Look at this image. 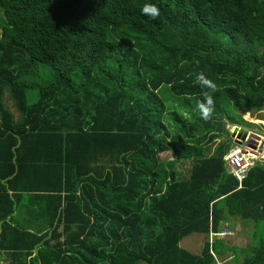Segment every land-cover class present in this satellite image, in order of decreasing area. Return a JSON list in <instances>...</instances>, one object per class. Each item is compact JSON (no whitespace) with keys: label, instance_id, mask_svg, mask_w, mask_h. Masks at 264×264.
I'll return each instance as SVG.
<instances>
[{"label":"trees","instance_id":"16d2710c","mask_svg":"<svg viewBox=\"0 0 264 264\" xmlns=\"http://www.w3.org/2000/svg\"><path fill=\"white\" fill-rule=\"evenodd\" d=\"M197 72L218 89L208 119ZM162 85L190 115L174 134ZM223 96L264 110V0H0L4 264H264V238L209 240L228 215L264 222V161L241 182L224 166ZM194 232L199 253L180 245Z\"/></svg>","mask_w":264,"mask_h":264},{"label":"rangeland","instance_id":"374dc122","mask_svg":"<svg viewBox=\"0 0 264 264\" xmlns=\"http://www.w3.org/2000/svg\"><path fill=\"white\" fill-rule=\"evenodd\" d=\"M158 94L165 102L168 109L172 112L171 115H167L165 117V122L168 125L169 132L171 134L179 132V129L182 125L180 117L184 116L185 119H187L188 117H190V115H188L184 111L182 106L178 104L179 99H177V97L170 92L169 88L166 85H162L158 89ZM221 101L225 112L233 118V122L225 119L227 127L230 128L229 135L237 131L248 132V136L257 139L258 144L263 143L264 124L261 123L262 120L253 118L250 115L254 117H260L264 121V110L261 113H252L253 111H249V114L246 113L243 117L242 113L244 111V108L242 106L236 108L225 96L222 97ZM247 121L253 123L255 122V124L248 123ZM226 138L227 135L225 133H222L221 139L224 140ZM254 139H252V141H254ZM232 144H234V142H232ZM160 157L163 160H168L170 158L174 159L175 155L172 151H166L160 154ZM174 161L175 169H177L178 173H180L179 175L186 176L188 174L190 162L177 161V159H174ZM221 225L222 227L227 225L234 231L233 235L223 237V240L225 242L232 245L243 247L245 245L254 244L260 238H264V222H261L256 226L253 220L228 215L227 218L221 222ZM203 242L204 235L194 232L184 236L180 240V245L192 253H199L202 248ZM242 258L243 253L235 254L233 252H228L224 256L219 258V264H240Z\"/></svg>","mask_w":264,"mask_h":264},{"label":"built area","instance_id":"2783aa9c","mask_svg":"<svg viewBox=\"0 0 264 264\" xmlns=\"http://www.w3.org/2000/svg\"><path fill=\"white\" fill-rule=\"evenodd\" d=\"M264 124V121H261ZM239 131L234 134H238ZM251 136H246L244 142H248L251 146L244 144H234L223 157L224 166L228 173L232 174L238 182H241L247 175L248 170L257 163L264 161V141L258 144L257 139L251 141ZM234 231L228 226L222 227L219 231H210L209 240L210 242L214 238H223L225 236H231ZM219 264V262H218Z\"/></svg>","mask_w":264,"mask_h":264},{"label":"clouds","instance_id":"9594fccd","mask_svg":"<svg viewBox=\"0 0 264 264\" xmlns=\"http://www.w3.org/2000/svg\"><path fill=\"white\" fill-rule=\"evenodd\" d=\"M141 12L143 15L151 19H156L160 16V9L153 3H145L141 8ZM194 83L201 88L208 90L203 93L204 99L197 103V108L201 114V118L208 119L214 111L215 104L211 93L218 90L217 85L210 78H208L204 72L195 73Z\"/></svg>","mask_w":264,"mask_h":264},{"label":"crops","instance_id":"0c3cea01","mask_svg":"<svg viewBox=\"0 0 264 264\" xmlns=\"http://www.w3.org/2000/svg\"><path fill=\"white\" fill-rule=\"evenodd\" d=\"M4 97H5V100H6V104H7L8 107H9V110L13 113L15 119L18 120L19 117H20L19 112L16 110L15 106L13 105L12 100L8 97V93H7V92L4 93ZM247 113H248V112H247ZM248 114H249V113H248ZM243 117H244V115H243ZM260 120H261V119H260ZM262 121H263V120H262ZM252 123H253V122H252ZM254 123H255V122H254ZM230 136L232 137L233 142H234L233 133H231ZM234 144H236V143L234 142ZM234 144H232V146H233ZM263 150H264V146H263ZM174 159H175V157H174ZM174 159H173V158H170V159H168V160H169V161H172V168L175 170L176 175H177V176H182V175H179L180 173H178L177 169H175V166H174L175 161H174ZM175 160H176V159H175ZM177 161L186 162L185 160H178V159H177ZM181 174H182V173H181ZM186 176H187V175H186ZM183 177H184V176H183ZM226 226H227V225H226ZM202 235H203V234H202ZM2 256H3V255H2V253H1V251H0V264H4V261L2 260V259H3ZM223 256H224V255H223Z\"/></svg>","mask_w":264,"mask_h":264},{"label":"water","instance_id":"95a60500","mask_svg":"<svg viewBox=\"0 0 264 264\" xmlns=\"http://www.w3.org/2000/svg\"><path fill=\"white\" fill-rule=\"evenodd\" d=\"M248 135V132H242L240 131L238 134L233 133L234 142L236 144H244L246 146H251L248 142H244L246 136ZM252 141V139H250Z\"/></svg>","mask_w":264,"mask_h":264}]
</instances>
